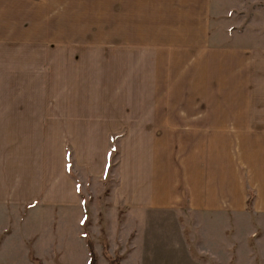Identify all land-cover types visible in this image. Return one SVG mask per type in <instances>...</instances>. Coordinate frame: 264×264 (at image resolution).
<instances>
[{
	"label": "crops",
	"instance_id": "1",
	"mask_svg": "<svg viewBox=\"0 0 264 264\" xmlns=\"http://www.w3.org/2000/svg\"><path fill=\"white\" fill-rule=\"evenodd\" d=\"M228 17L223 0H0V218L81 211L74 171L105 183L117 137L115 207L234 217L251 193L264 219V47L229 44Z\"/></svg>",
	"mask_w": 264,
	"mask_h": 264
},
{
	"label": "rangeland",
	"instance_id": "2",
	"mask_svg": "<svg viewBox=\"0 0 264 264\" xmlns=\"http://www.w3.org/2000/svg\"><path fill=\"white\" fill-rule=\"evenodd\" d=\"M223 4L230 16L223 29L232 38L228 43L264 47V7H257L256 16L252 12L262 23L254 29L248 23L250 2L240 12L235 0ZM233 9L235 15L230 14ZM254 30L258 32L250 36ZM116 160L114 156L105 183L90 180L79 168L74 171L83 199L81 211L53 215L26 210L20 211V220L12 212L6 215L9 220L0 218V232L10 228V233L0 235V264H33L31 256L41 264H90V253L96 264H264V219L250 211L251 193L245 212L234 217L184 209H122L112 199Z\"/></svg>",
	"mask_w": 264,
	"mask_h": 264
},
{
	"label": "trees",
	"instance_id": "3",
	"mask_svg": "<svg viewBox=\"0 0 264 264\" xmlns=\"http://www.w3.org/2000/svg\"><path fill=\"white\" fill-rule=\"evenodd\" d=\"M116 139H117V137H112L111 138L113 147H112V144H111L112 148L109 150V153H108V167H109V170L111 168H113V166H114L113 157L114 156L118 157V152H117V148H116V145H115ZM108 178H109V175L106 177L105 181H107ZM30 261L33 264H41L38 260L34 259L32 256H31ZM90 264H96L95 256H94V254H91V253H90Z\"/></svg>",
	"mask_w": 264,
	"mask_h": 264
}]
</instances>
